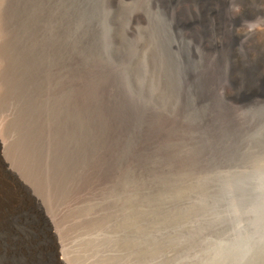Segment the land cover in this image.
<instances>
[{
    "label": "rangeland",
    "instance_id": "obj_1",
    "mask_svg": "<svg viewBox=\"0 0 264 264\" xmlns=\"http://www.w3.org/2000/svg\"><path fill=\"white\" fill-rule=\"evenodd\" d=\"M8 2L20 71L31 50L40 75L15 104L5 73V157L67 264H264V95L236 81L255 59L239 40L212 80L202 61L220 47L182 35L161 0Z\"/></svg>",
    "mask_w": 264,
    "mask_h": 264
},
{
    "label": "bare ground",
    "instance_id": "obj_2",
    "mask_svg": "<svg viewBox=\"0 0 264 264\" xmlns=\"http://www.w3.org/2000/svg\"><path fill=\"white\" fill-rule=\"evenodd\" d=\"M161 1L166 9L171 11L176 25L181 24L187 30H184L182 35L196 38L209 50L220 47L212 57L204 58L202 61L203 76L215 80L232 74L233 64L239 63L236 55V39H238L243 56H252L255 59L251 61L250 67L240 66L236 81H240L247 89L244 96L258 95L260 87L259 94L264 95V68L260 66L264 63V0H229L235 6L236 12L231 14L228 22L225 14L227 7L225 0H208L202 3L197 16L194 6L199 4V0ZM237 2L239 5L236 8ZM236 14H238V20ZM20 21V12L17 8L13 11L7 0L0 7V74L2 73L0 92H8V89L4 88L6 86L4 81L7 82L5 79L8 75V79L16 86L12 92L15 104L24 93L23 89L33 88L40 75H38L39 54L31 50L25 53L24 58L28 61H25L28 63L27 71H25L27 73L25 74L24 70L20 71L24 67L23 59L21 60L22 44L18 40L19 34L16 35L20 30L15 34L16 29H21ZM221 32L223 34L217 40ZM199 66L201 67V63ZM261 69L262 72H259L261 75H256L254 71ZM5 73H7L6 76ZM254 82L256 87L252 86ZM247 100L249 99L244 98L243 101ZM7 126V123L1 119L0 264H67L62 253L60 237L43 210L41 201L34 195L33 189L31 190L30 186L21 180V176L14 171L12 164L5 157L8 143L5 135Z\"/></svg>",
    "mask_w": 264,
    "mask_h": 264
}]
</instances>
